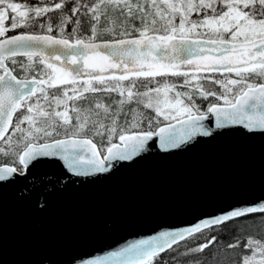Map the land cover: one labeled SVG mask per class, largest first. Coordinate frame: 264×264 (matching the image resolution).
<instances>
[{
    "label": "snow or ice",
    "instance_id": "obj_1",
    "mask_svg": "<svg viewBox=\"0 0 264 264\" xmlns=\"http://www.w3.org/2000/svg\"><path fill=\"white\" fill-rule=\"evenodd\" d=\"M9 12L12 22L5 27ZM49 13H58L55 24ZM85 25L86 39L78 35ZM21 27L42 33L6 35ZM0 37V155L15 158L12 165H0V180L22 174L39 157L57 155L79 174L104 173L113 162L145 151L154 138L176 147L185 129L199 131L212 114L217 127L264 130V0H39L34 7L0 0ZM17 56L26 57L19 63L24 78L6 63L17 65ZM196 97L223 103H210L202 112ZM172 121L180 125L179 138ZM60 135L66 138H54ZM256 212L264 213V202L182 231H162L119 255L127 254L125 264H154L204 228ZM244 239L250 255H242L239 264H264V238ZM216 241L213 235L184 254L202 253ZM240 244L237 239L227 247Z\"/></svg>",
    "mask_w": 264,
    "mask_h": 264
},
{
    "label": "water",
    "instance_id": "obj_2",
    "mask_svg": "<svg viewBox=\"0 0 264 264\" xmlns=\"http://www.w3.org/2000/svg\"><path fill=\"white\" fill-rule=\"evenodd\" d=\"M202 123L104 173L57 155L0 180V264H125L140 240L264 202V130Z\"/></svg>",
    "mask_w": 264,
    "mask_h": 264
},
{
    "label": "trees",
    "instance_id": "obj_3",
    "mask_svg": "<svg viewBox=\"0 0 264 264\" xmlns=\"http://www.w3.org/2000/svg\"><path fill=\"white\" fill-rule=\"evenodd\" d=\"M12 2L20 3L21 5L27 6V7H34V6H38L39 5V0H12ZM56 2H59V0H56ZM68 7L70 8L71 5H68ZM21 10H24V8L22 7ZM68 14L71 15L70 12H68ZM12 15L13 14L11 12H9L7 14L6 20L3 22L5 27H9L10 26V24L12 22V19H11ZM49 15L54 17L53 24H55L57 22L55 20V17L58 15V13H49ZM192 18L196 19V16L193 15ZM81 19H82V22H83L84 18L82 17ZM40 22H43V20H41ZM177 22H178V20H177ZM72 27H73L72 24L68 25L67 31L65 33L66 37L68 36V33L71 32ZM25 31L35 32V33H42V30L39 29L38 27H32V28H23V27H21V28L15 29V30L8 31L6 33V35H12V34H15V33L25 32ZM86 33H87V31L85 30V26H84L83 30L81 32H79L78 35L80 37H83V36H85ZM52 34L57 35L58 33L53 32ZM215 75H216L217 79H222L223 78L219 73H217ZM224 75H228V74H224ZM232 78H235L234 74H232ZM157 79H159V80H161V82H163L164 78H157ZM168 79H169V82L182 83V78L168 77ZM253 82L257 83V82H259V80L258 79H254ZM125 83H127V82H125ZM149 86L150 87H154L155 85L153 84V85H149ZM141 90H143V89H141ZM214 90L217 91L218 93L220 91H222V89L220 88L219 85H215ZM196 99H197L196 104L201 106V111L206 110L207 106L210 103H223V101H217V100H215L214 98H211V97L207 101L202 100V98H200V97H196ZM199 102H200V104H198ZM19 115H20V113H18L17 116H19ZM0 163H3L2 160H0ZM263 217H264V213H261V212L250 213V214H247L244 217H240V218H237L235 220L228 221V222L224 223L219 232H213L211 230L212 228L211 229L208 228V229H206V230H204V231H202V232H200V233H198V234H196L194 236L189 237L184 242L173 246L172 250H169V251H166V252L160 254V256L154 261V264H162V262H163V264H186L185 263V258H186V256L188 254L185 255L184 253L187 251L188 248L196 247V246H194L193 241L195 239H197L198 237L203 236V235H206L207 239H211V237L213 235H215L217 237V241L214 244H212V245L215 246L216 244L220 243L221 247L228 249V251H230V252H232L233 249H229L227 247V245L235 243V241L237 239H239L241 241V244H240L239 248H234L236 251H235L234 254H232V256H233V255H235L237 253V251L239 252V256L237 257L236 262H235V264H239L242 255H250V252L248 250H244V248H243V244L245 242L244 238L246 236H253V234L247 235L248 234V229L252 228V227H255L257 230H259L258 232H263L264 233V224L260 223V221H261V219H263ZM257 221H259L260 224H256ZM255 238H257V237H255ZM257 239H260V238H257ZM173 257H175V261L173 260ZM202 258L204 259L202 261V264H212L213 263L212 262L211 251L207 252L206 254H203ZM192 263L195 264L194 261Z\"/></svg>",
    "mask_w": 264,
    "mask_h": 264
},
{
    "label": "rangeland",
    "instance_id": "obj_4",
    "mask_svg": "<svg viewBox=\"0 0 264 264\" xmlns=\"http://www.w3.org/2000/svg\"><path fill=\"white\" fill-rule=\"evenodd\" d=\"M6 20V19H5ZM4 20V21H5ZM102 23H103V18H102ZM178 23V22H177ZM137 26H139V23L137 22ZM85 30L87 31V35H90V31H89V29H88V26L87 25H85ZM104 37H111V36H104ZM22 62H26V60H21V61H19V63H22ZM19 70H20V72L21 73H23L22 71H21V69H20V67L18 68ZM177 90H181V91H184V90H186V89H177ZM113 97L114 98H118V97H116V94H113ZM195 100H196V102H197V99L195 98ZM106 102H108L107 100H106ZM71 103V102H70ZM198 104H200V102L198 103ZM71 114V113H70ZM147 114H149V115H152L153 113H151V111L149 110L148 111V113ZM73 123H75V120H73ZM89 135H90V133H89ZM60 136H62V135H60ZM55 137H59V136H55ZM14 139H15V137H14ZM97 144H98V146H99V142H98V140H94ZM14 157L13 156H7V157H5V156H2V155H0V160H2V162L3 163H8V164H13V161H14ZM260 223H263L264 224V217H263V219H261V221H260ZM259 223V221H257V223L256 224H260ZM258 231L259 230H257L255 227H252V228H249L248 229V234L247 235H250V234H256V233H258ZM264 236V235H263ZM221 244L219 243V244H216L215 246L214 245H212L211 247H213V250L211 251V255H212V264H231V263H233V262H236V259H235V257H233L232 256V253H230V251H228V249H226V248H223V247H221L220 246ZM222 254V255H221ZM214 257V258H213Z\"/></svg>",
    "mask_w": 264,
    "mask_h": 264
},
{
    "label": "bare ground",
    "instance_id": "obj_5",
    "mask_svg": "<svg viewBox=\"0 0 264 264\" xmlns=\"http://www.w3.org/2000/svg\"><path fill=\"white\" fill-rule=\"evenodd\" d=\"M222 226L223 225H218V226H216V225H214V226H212V229L211 228H209V229H211L213 232H219L220 231V229L222 228ZM206 229H208V228H206ZM206 229H204V230H206ZM204 230H202V231H204ZM201 231V232H202ZM200 233V232H199ZM196 234H198V233H196ZM196 234H194V235H196ZM193 235V236H194ZM264 233L263 232H258V233H256V234H253V236L254 237H257V238H260V239H262V238H264ZM207 236L206 235H203V236H200V237H198L197 239H195L194 241H193V244H194V246H196L197 244H200V243H204V242H206L208 239L206 238ZM189 238V237H188ZM187 238V239H188ZM186 239V240H187ZM185 241V240H184ZM184 241H181L180 243H182V242H184ZM229 242V241H228ZM179 243V244H180ZM175 246V245H174ZM225 246V245H224ZM237 248H239V247H237ZM212 247H211V245L208 247V248H206L202 253H189L187 256H186V258H185V263L186 264H193L192 262L194 261V262H196L197 260H200V261H203L204 259L202 258V256H203V254H206L207 252H210V251H212ZM233 249V251L232 252H230V253H232V254H234L235 253V249L234 248H232ZM162 254V253H161ZM237 254V255H236ZM235 255H233V257H235V259H237V257L239 256V252L237 251V253H236ZM222 255V254H221ZM212 256V255H211ZM214 258V257H213ZM231 264H235V262H233V263H231Z\"/></svg>",
    "mask_w": 264,
    "mask_h": 264
},
{
    "label": "flooded vegetation",
    "instance_id": "obj_6",
    "mask_svg": "<svg viewBox=\"0 0 264 264\" xmlns=\"http://www.w3.org/2000/svg\"><path fill=\"white\" fill-rule=\"evenodd\" d=\"M133 35H136L135 33H133ZM87 34H85V36H83V37H81V38H87ZM112 37H104V39H111ZM17 61H18V64L17 65H12L11 64V61H6V63H8V66L10 67V68H13V72L15 73V75L18 77V78H24V73H21L20 72V70L18 69L19 68V61H21V60H26V57H23V56H17L16 58H15ZM33 73H31V72H29L28 73V77L30 78L31 77V75H32ZM37 78H39V77H37ZM260 82V81H259ZM259 82H257V83H259ZM70 87V86H69ZM71 115V114H70ZM14 121H15V117H14ZM55 139L56 138H65V136L64 135H62V136H59V137H54Z\"/></svg>",
    "mask_w": 264,
    "mask_h": 264
}]
</instances>
